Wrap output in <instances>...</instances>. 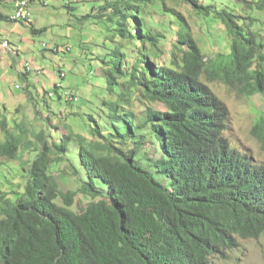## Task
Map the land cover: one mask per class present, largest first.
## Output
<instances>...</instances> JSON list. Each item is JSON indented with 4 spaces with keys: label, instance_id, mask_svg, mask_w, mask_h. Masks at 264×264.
I'll list each match as a JSON object with an SVG mask.
<instances>
[{
    "label": "trees",
    "instance_id": "obj_1",
    "mask_svg": "<svg viewBox=\"0 0 264 264\" xmlns=\"http://www.w3.org/2000/svg\"><path fill=\"white\" fill-rule=\"evenodd\" d=\"M159 1L106 0L102 13L84 18L114 24L118 38L131 47H115L110 67L102 70L106 93L116 96L102 101L105 126L95 123L88 135L62 131L59 142L49 145L44 131L29 140L28 131L10 126L0 111V165L16 161L20 150L36 153L20 197L0 193V264H209L211 256L235 248L238 238L264 235V166L224 138L229 112L207 84L218 81L264 102V41L250 30L252 18L247 27L231 11L174 0L222 23L230 48L204 58L171 10L180 28L165 65L157 58L170 28L156 30L141 18L150 12L144 7L163 12ZM0 19L9 20L1 13ZM10 54L19 60L18 49ZM59 88H53L58 101ZM70 96L68 103L74 101ZM134 102L160 104L165 111L146 107L138 114ZM149 136L159 144L157 160L140 153ZM251 136L264 150V116ZM72 141L86 180L76 191L62 192L48 169ZM77 194L92 199L80 213L71 209Z\"/></svg>",
    "mask_w": 264,
    "mask_h": 264
},
{
    "label": "rangeland",
    "instance_id": "obj_2",
    "mask_svg": "<svg viewBox=\"0 0 264 264\" xmlns=\"http://www.w3.org/2000/svg\"><path fill=\"white\" fill-rule=\"evenodd\" d=\"M26 1L31 26L22 21L0 19V41L9 43L13 51L18 49L19 54L16 62L10 52L0 48V111L6 115L7 123L10 126L16 123L24 127L28 131L27 138L32 141L35 133L44 131L49 145L53 141L59 142V133L62 131L86 135L89 127L95 123L105 126L108 110L102 105V101H114L116 96L106 93L102 70L110 67L109 53L115 47H120L123 52L124 49H131L127 42L118 38L114 24L92 18L84 19L88 15L102 13L99 9L106 0ZM152 1L150 3L153 5L160 2ZM263 1L199 0L203 6H212L216 11H231L244 18L242 22L247 27V18H252L254 22L249 24L250 30L261 41H264V7L259 9V6ZM164 6L161 13L154 11L151 6L144 7L145 10L150 8L149 15L146 13L148 17L141 13L142 21L148 26L159 31L166 27L171 30L167 41L161 46L157 61L168 64L175 40L174 32L180 28V21L170 14L171 10L181 16L190 34L198 42L204 58L210 60L218 54L228 53L230 37L222 23L212 17H198L188 6L174 0H164ZM15 10L14 0H0V13L3 16L9 19ZM31 28L41 32L33 34ZM43 46L46 49L43 50ZM56 48L58 52L55 53L53 50ZM132 57L134 55H129L128 60ZM25 63L32 68L27 76L24 75ZM124 67L128 69L130 65L127 63ZM60 73L64 74L63 78ZM202 81H205L203 77ZM207 84L229 112L224 138L231 146L245 151L255 163L264 165V150L251 136L254 124L260 116H264L263 98L259 95L250 98L240 96L218 81ZM55 85L58 88L61 86L58 89L61 97L59 101L53 90ZM65 93L75 95L76 101L68 103ZM44 101L47 103L44 104ZM146 107L165 111L160 104H132V110L138 114ZM75 113H78V117ZM56 128L58 132H55ZM140 153L147 155L149 160L159 159L160 150L153 136L147 137ZM35 155V152L20 150L16 161H3L0 165V193L8 194L11 200L20 197L26 180L24 176H27L25 172ZM48 173L56 180L62 192L76 191L81 186L86 177L78 160L75 141L71 142L59 162L50 165ZM91 201L90 197L77 194L71 209L80 213ZM236 242L237 246L224 250V255L211 256L209 264H264V235L257 240L238 238Z\"/></svg>",
    "mask_w": 264,
    "mask_h": 264
},
{
    "label": "clouds",
    "instance_id": "obj_3",
    "mask_svg": "<svg viewBox=\"0 0 264 264\" xmlns=\"http://www.w3.org/2000/svg\"><path fill=\"white\" fill-rule=\"evenodd\" d=\"M14 1H15V8H16V10H15V12H14V15L10 16L9 20H10V21H13V22L22 21L23 23H26V24H28V23H32L31 18H30V13H29V11H28V2H27L26 0H23V1H21V0H14ZM22 2H24V4H25L23 8L20 7V4H21ZM21 10L26 12L27 17H26V18L13 19V17L15 16V14H16L18 11H21ZM3 42H5V41L1 40V41H0V44L3 43ZM5 43L7 44L8 47H7V49H4V50H6V51H8V52H14V51L10 48L9 43H7V42H5ZM15 57H16V54H15ZM15 57H13V58H15ZM0 58H1V56H0ZM15 60H16V59H15ZM16 62H18V60H16ZM24 67H25V69H26V73L29 74V72L32 70V68H30V65H29L28 63H25ZM37 72H40V71H37ZM40 73H41V72H40ZM28 74H27V75H28ZM27 75H26V76H27ZM60 76L63 78V77H64V74L60 73ZM16 88L18 89L19 87L16 86ZM60 88H61V86H60ZM65 94H67V93H65ZM65 94H64V95H65ZM72 95H73V94H72ZM66 96H67V95H66ZM68 97H69V96H68ZM70 97H71V96H70ZM71 99H73L74 101H76V96L73 95V96L71 97ZM157 143H158V142H157ZM158 148H159V150H160L159 144H158ZM250 159H251V157H250ZM252 160H253V159H252ZM252 162L255 163L254 160H253ZM256 164H257V163H256ZM257 166H264V165L257 164Z\"/></svg>",
    "mask_w": 264,
    "mask_h": 264
},
{
    "label": "built area",
    "instance_id": "obj_4",
    "mask_svg": "<svg viewBox=\"0 0 264 264\" xmlns=\"http://www.w3.org/2000/svg\"><path fill=\"white\" fill-rule=\"evenodd\" d=\"M24 2H22L21 4H20V7L21 8H23L24 7ZM27 17V14H26V12L25 11H18L16 14H15V16L13 17V19H19V18H26ZM7 44L5 43V42H3V43H1L0 44V48H2V49H7Z\"/></svg>",
    "mask_w": 264,
    "mask_h": 264
}]
</instances>
